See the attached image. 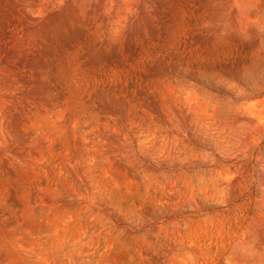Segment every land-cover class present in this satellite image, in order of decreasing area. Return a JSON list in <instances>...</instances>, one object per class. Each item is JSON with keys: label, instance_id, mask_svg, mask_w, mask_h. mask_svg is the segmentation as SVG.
Instances as JSON below:
<instances>
[{"label": "rangeland", "instance_id": "obj_1", "mask_svg": "<svg viewBox=\"0 0 264 264\" xmlns=\"http://www.w3.org/2000/svg\"><path fill=\"white\" fill-rule=\"evenodd\" d=\"M0 264H264V0H0Z\"/></svg>", "mask_w": 264, "mask_h": 264}]
</instances>
